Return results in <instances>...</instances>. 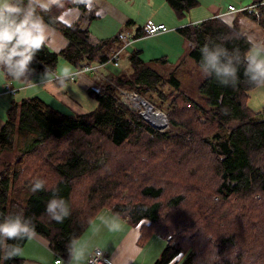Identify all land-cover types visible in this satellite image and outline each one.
<instances>
[{
	"label": "trees",
	"instance_id": "1",
	"mask_svg": "<svg viewBox=\"0 0 264 264\" xmlns=\"http://www.w3.org/2000/svg\"><path fill=\"white\" fill-rule=\"evenodd\" d=\"M163 1L177 18L199 5L197 0ZM247 4L252 6L249 11L219 17L216 11L175 29L189 43L187 54L196 68L206 43L226 40L229 50H249L253 43L241 27V17L264 32V0ZM72 7L85 11L84 3L59 0L41 13L67 44L58 52L45 45L29 79L46 67L55 71L60 58L74 70L100 65L97 88L86 90L96 105L85 113L60 112L38 97L9 105L0 128V218L22 210L33 219L36 237L66 260L68 242L80 238L107 209L137 229L139 245L155 237L167 240L154 264H203L215 249L221 264H230L225 255L233 248L231 264H264V108L256 112L247 105L256 87L244 76V66L235 88L200 73L193 86L184 87L175 70L165 77L152 69L154 63H169L164 56L144 61L136 49L128 53L126 69L105 75L102 66L120 69L107 62L120 40L117 35L89 40L82 17L63 24L60 14ZM143 34L138 27L133 38ZM86 73L95 78V72ZM182 76L185 80V72ZM124 91L160 108L167 127L156 129L143 119L123 100ZM138 165L142 167L135 174ZM158 170L163 175L156 178ZM23 175L28 179L22 180ZM36 180L45 181L46 190L33 193ZM54 197L70 206L71 215L62 223L46 213ZM22 261L20 254L0 259V264Z\"/></svg>",
	"mask_w": 264,
	"mask_h": 264
},
{
	"label": "clouds",
	"instance_id": "2",
	"mask_svg": "<svg viewBox=\"0 0 264 264\" xmlns=\"http://www.w3.org/2000/svg\"><path fill=\"white\" fill-rule=\"evenodd\" d=\"M87 5V0H80ZM59 0H0V71L13 80L33 83L29 77L35 72L32 67L37 54L46 45L47 25L41 13L47 12ZM209 42L201 49L200 70L206 77H215L223 86L235 88L239 81L240 66H244V76L255 87H264V47L252 45L243 54L238 49L229 50L225 44ZM54 70L46 67L42 82H49L54 76ZM64 83L71 80V74L65 72L59 78ZM45 181H34L33 193L44 191ZM46 213L51 220L62 223L71 215L69 204L63 199L54 197L46 206ZM102 223L109 231L119 230L120 214L111 217H101ZM38 233L31 217H26L23 211L0 218V259L8 261L19 256L23 250L22 242L34 239ZM67 261L57 260V264H93L88 258L87 246L81 244L79 238H72L67 246ZM233 248L225 255L231 261L234 259ZM217 250L207 254L203 264H221Z\"/></svg>",
	"mask_w": 264,
	"mask_h": 264
},
{
	"label": "crops",
	"instance_id": "3",
	"mask_svg": "<svg viewBox=\"0 0 264 264\" xmlns=\"http://www.w3.org/2000/svg\"><path fill=\"white\" fill-rule=\"evenodd\" d=\"M73 1L81 3L80 0ZM116 1L118 0H87V5L85 6L84 12H81L77 7H72L62 12L59 16V19L63 24L71 25L80 20V18L82 17V26L87 28L88 31L91 27L93 31L92 34L89 32V40L93 42L102 41L108 39V37L115 34V32H119L122 27L125 28V26H127L126 23L132 21L133 19H135V23L138 24V16L136 17V15L131 14V12H127L126 4H117ZM150 2L154 1H149V3ZM163 2L164 1L162 0L163 6L169 11L170 9L165 5L166 3ZM121 6L123 8H121ZM224 12L218 11L217 13ZM90 15H93V18H89ZM198 18H202V16L199 15ZM148 19L156 23L165 24L164 20H157L154 18V16H148L146 20ZM108 22L113 23L114 29L108 28ZM197 22L199 21L196 20L195 22H192V20H190L189 22L181 23H178L176 21L173 25L175 27L174 30L182 26L184 23ZM101 23H103V26L101 25ZM240 23H244V21L241 20ZM143 25L144 20L138 27L142 28ZM129 28L132 29V26L130 25ZM168 33H164L161 35H166ZM140 38L147 37H144L143 35V37ZM147 40L148 39L144 40L143 42ZM66 44L67 42L64 36H62L51 26L47 25V47H49L53 51L58 52ZM137 44L139 43L137 42ZM147 47L148 46H140V54H142L143 51H147ZM150 47L153 48L152 46ZM125 53L128 56L126 50H124V54ZM167 54L168 53L165 49H161L159 54H157L161 56L149 57H151L150 60L162 56H166V58H168ZM63 64L64 65H62L60 71H57L56 68V70L54 71L55 75L49 77V82L47 83L42 82V75L44 74V72L34 75L31 78V81L33 83L29 84L13 79L7 80L4 77L3 72L0 71V128L5 122L6 110L8 109L9 105L12 102H19L25 98L38 97L43 102L60 112L71 110L75 113H85L95 107V101L89 98L86 93V90L88 88H97V84L94 81L95 78L93 77L94 75L84 73L80 74L73 80L68 81L67 83H64L62 80L57 82V80H60L59 78L62 77L65 72L71 73L74 70L65 62ZM119 70L121 69H116L111 65L102 66L100 69V71L105 75L114 74ZM7 86H9L13 90V92L7 91ZM43 92H45L46 96H42ZM113 215L114 214L107 209L99 212V214L92 221L84 234L79 238L80 243L87 246V251L89 254L88 258L92 255L94 249L98 248L106 254L107 258L112 264H154L163 250L162 249L161 252H156L155 250L150 253L149 250L151 248V245L149 244L154 238L148 244L146 243L143 246L139 245L137 242V229L129 225L123 219L120 220L119 230L109 231V229L102 223L101 217H111ZM153 244H156L157 247H160V245L162 247L163 245L162 241H157ZM22 252H24V254H22ZM22 252V264H54L55 256L53 252L48 248L47 243L39 239L38 237H35V241L27 240L25 245L23 246ZM85 263L86 261L84 262V264Z\"/></svg>",
	"mask_w": 264,
	"mask_h": 264
},
{
	"label": "rangeland",
	"instance_id": "4",
	"mask_svg": "<svg viewBox=\"0 0 264 264\" xmlns=\"http://www.w3.org/2000/svg\"><path fill=\"white\" fill-rule=\"evenodd\" d=\"M149 1H154V2H150ZM199 5H197L195 8L189 10V12L185 13V15L182 18H177L175 16V14L173 13V11L169 8V6H167V4H165L170 10L169 11L163 6L162 4V0H118L116 1L117 4L120 3H124L126 4V11L127 12H131V14L136 15V17L138 16V24L135 23V19L132 20V22L130 23L132 26V29L129 28L130 26H125V28H121L120 31H126L132 38L136 32V29L138 28V26H140L141 22H143L144 20V24L146 23L145 21L146 18L148 16L152 17L154 16L155 19L157 20H164V25L167 26V28L169 29L167 32L168 33L166 35H153V36H144L147 38H137L134 39L132 43L126 47V52L127 53H131L133 50L136 49H140V46H148L147 47V51H143L142 54H140V57L144 60H150L151 57L149 56H161V55H157L159 54L161 49H165L167 51V55L168 58L167 61L169 62L168 64H150L152 66V69L158 71L160 74H163L165 77H167L171 72H173L175 70V75L180 78L182 80V85L184 84L186 86H193L196 82V77H197V73H200L202 76H205L201 70H200V66L199 69L196 68V63L189 58L187 52L189 49V43L181 36L179 35L175 30H174V23L177 21L178 23L181 22H189L190 20H192V22H195L196 20L198 21H203L209 17L212 16V14L216 11L219 12H224L226 11V7L228 4L233 5L235 8L240 9L242 7H245L246 5H248V1L249 0H197ZM166 3V2H163ZM121 8H123L121 6ZM216 10V11H215ZM169 13V14H168ZM168 15V17H167ZM202 16V18H198V16ZM150 20V19H148ZM243 20L244 23H240L241 27L243 29L245 33V35L252 41L253 45L256 46H260V47H264V32L262 31V29L257 26L253 21L249 20L246 17H241L239 19V22ZM152 21V20H151ZM154 22V21H152ZM156 23V22H154ZM189 24V23H184L182 26ZM101 25L103 26V23H101ZM144 26V25H143ZM142 26V27H143ZM107 28V27H106ZM108 28L110 29H114L113 27V23L108 22ZM89 32L92 34L93 31L91 29V27L89 28ZM118 32H115V34L111 35L108 38H112L115 35H117ZM133 34V35H132ZM164 34V33H162ZM161 35V36H159ZM148 39L147 41L143 42L144 40ZM137 42L139 44H137ZM150 46H152L153 48H151ZM122 47V43H120V48ZM141 50V49H140ZM179 60V61H178ZM64 61L60 58L57 62V71L61 70V67ZM68 67V66H67ZM64 69V68H62ZM183 72H185V80H183ZM181 73V74H180ZM101 80V79H95L94 81L97 82ZM106 81V80H104ZM40 89V88H38ZM166 89V88H165ZM191 90V89H189ZM125 99L127 102H131L132 107L137 109L139 111V113L143 112V105L137 101L138 98H143L141 95L135 93V92H125ZM41 96V95H40ZM42 96H46L45 92L42 93ZM144 99V98H143ZM135 100V101H134ZM146 100V99H145ZM147 101V100H146ZM153 102H157L156 99H152ZM136 103H140L139 105L136 106ZM247 105L249 108L253 109V111H260L262 108H264V87H256L254 89H252L249 94H248V101H247ZM152 106V105H151ZM152 111L156 112H162L163 115L165 116V122H166V126L161 128L160 130H163L167 127V119H166V115L164 114V112L156 107L152 106ZM156 128V127H155ZM158 129V128H156ZM116 149H112L110 150V152H115ZM12 158V156H11ZM115 160V158H114ZM142 166L138 165V169L135 170V174H138L139 169ZM172 170H174L173 165L171 166V171H169V174H171ZM0 171H3V169H1ZM156 178H158L159 176H162V172L161 171H157L155 173ZM24 178L22 180H26L28 179L27 176L23 175ZM167 180V178H165ZM107 180H111L108 179ZM114 182V181H113ZM79 199V198H78ZM77 200V199H74ZM78 205L79 200H77ZM74 206V204H72ZM77 205V206H78ZM73 208V207H72ZM104 210V209H103ZM96 218V217H95ZM35 241L34 239H31ZM152 239H150L147 244L151 241ZM157 241H162L163 245L161 247L158 246L156 244ZM166 241L164 238L162 237H156L154 238L149 245H151L150 247V253L155 251L156 252H161L162 249H164L165 245H166ZM153 245V246H152ZM102 254L104 255L105 253L103 251H101ZM22 254H24V252H22ZM106 255V254H105ZM23 256V255H22ZM179 264H181V262H179Z\"/></svg>",
	"mask_w": 264,
	"mask_h": 264
},
{
	"label": "built area",
	"instance_id": "5",
	"mask_svg": "<svg viewBox=\"0 0 264 264\" xmlns=\"http://www.w3.org/2000/svg\"><path fill=\"white\" fill-rule=\"evenodd\" d=\"M251 8H252L251 5L242 7L240 9L235 8L233 5H228L225 13L237 12V11H242V10L249 11ZM225 13H218L216 17L222 16ZM142 29L144 31V34H143L144 36L158 35V34L165 33L169 30L167 26H165L163 23H154L151 20H147L144 26L142 27ZM117 37L120 40V43H122V47L118 48L115 51H112L107 62L112 63L113 66H117L120 69L121 68L126 69L129 64L127 61L128 56L126 55V53L124 54V50L126 49L127 46H129L132 43L133 38L126 31H119L117 34ZM98 66L100 65H97V64L96 65H86L81 69H76L71 73V79H74L80 74H84L86 72H90V73L95 72L96 73L95 79H97L98 78V72H97ZM6 89L7 91L13 92V90L9 86H7ZM123 94L125 95V93ZM122 98L126 103L131 104V102L126 101L125 96H123ZM54 256H55L54 264H57V260L61 258L67 261L66 259H64L63 257L59 255L54 254ZM89 259L93 262V264H112L110 260L107 258V256L105 254L103 255L101 250L98 248L94 249ZM85 264H87V261Z\"/></svg>",
	"mask_w": 264,
	"mask_h": 264
},
{
	"label": "bare ground",
	"instance_id": "6",
	"mask_svg": "<svg viewBox=\"0 0 264 264\" xmlns=\"http://www.w3.org/2000/svg\"><path fill=\"white\" fill-rule=\"evenodd\" d=\"M139 104L140 103H136V106L139 105ZM150 110H151V108H149V107L146 106L145 109H143V112H142L143 115L147 119H149L151 121V123L153 125H155L156 127L161 126V125H164L165 124V120H164L163 116H161V114L159 112H158V114H155V115L152 116V112L153 111L152 110L150 111Z\"/></svg>",
	"mask_w": 264,
	"mask_h": 264
},
{
	"label": "water",
	"instance_id": "7",
	"mask_svg": "<svg viewBox=\"0 0 264 264\" xmlns=\"http://www.w3.org/2000/svg\"><path fill=\"white\" fill-rule=\"evenodd\" d=\"M137 101L138 102H140L142 105H143V108L145 109V107L147 106V107H149V108H151V110H152V106H151V104L148 102V101H146L145 99H143V98H138L137 99ZM150 110V111H151ZM157 112V113H156ZM156 112H152V116L153 115H155V114H158V112L159 111H156ZM160 114H161V116H163V118H164V120H165V116L163 115V113L162 112H159ZM141 114V116L143 117V119H145L148 123H150L153 127H156L155 125H153L152 123H151V121L149 120V119H147L144 115H143V113H140ZM166 121V120H165ZM166 126V122H165V124L164 125H162V126H158V127H156V128H158V129H161V128H163V127H165ZM3 173V171H0V174H2Z\"/></svg>",
	"mask_w": 264,
	"mask_h": 264
}]
</instances>
